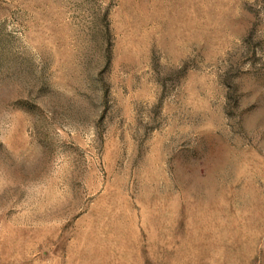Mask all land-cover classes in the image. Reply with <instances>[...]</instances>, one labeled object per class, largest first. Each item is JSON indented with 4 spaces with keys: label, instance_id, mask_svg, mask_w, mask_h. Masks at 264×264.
Masks as SVG:
<instances>
[{
    "label": "rangeland",
    "instance_id": "rangeland-1",
    "mask_svg": "<svg viewBox=\"0 0 264 264\" xmlns=\"http://www.w3.org/2000/svg\"><path fill=\"white\" fill-rule=\"evenodd\" d=\"M0 264H264V0H0Z\"/></svg>",
    "mask_w": 264,
    "mask_h": 264
}]
</instances>
